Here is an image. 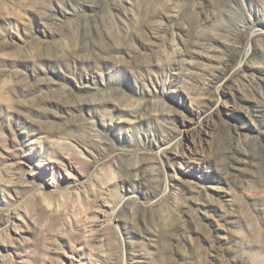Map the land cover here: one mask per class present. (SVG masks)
<instances>
[{"label": "rangeland", "instance_id": "374dc122", "mask_svg": "<svg viewBox=\"0 0 264 264\" xmlns=\"http://www.w3.org/2000/svg\"><path fill=\"white\" fill-rule=\"evenodd\" d=\"M0 264H264V0H0Z\"/></svg>", "mask_w": 264, "mask_h": 264}]
</instances>
